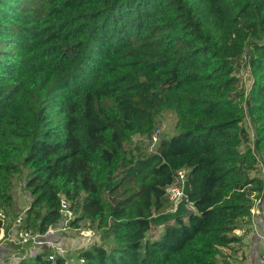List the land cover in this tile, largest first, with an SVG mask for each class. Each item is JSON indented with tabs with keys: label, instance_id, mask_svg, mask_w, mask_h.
Listing matches in <instances>:
<instances>
[{
	"label": "trees",
	"instance_id": "16d2710c",
	"mask_svg": "<svg viewBox=\"0 0 264 264\" xmlns=\"http://www.w3.org/2000/svg\"><path fill=\"white\" fill-rule=\"evenodd\" d=\"M163 112L175 134L133 143ZM24 168L25 229L62 225L65 197L77 209L67 225L87 222L109 246L72 260L16 247L0 264H219L264 205V0H0L1 214Z\"/></svg>",
	"mask_w": 264,
	"mask_h": 264
},
{
	"label": "rangeland",
	"instance_id": "374dc122",
	"mask_svg": "<svg viewBox=\"0 0 264 264\" xmlns=\"http://www.w3.org/2000/svg\"><path fill=\"white\" fill-rule=\"evenodd\" d=\"M236 74L239 79L240 87H243L247 91L251 84V77L248 72V67L244 62L238 64ZM174 122L175 115L172 112H163L159 116L156 127H159L161 130L160 137H169L175 134ZM243 125L246 129H250L248 120H245ZM133 143L139 144V146L144 150H151L154 148L153 144L150 143L149 138L146 136L134 135ZM258 168L255 171H251L249 176L253 177L254 175H259L260 170ZM27 172L28 169L24 168L21 173L12 178V193L14 196V202L11 209L8 210V213L4 214L3 226L0 233V256L9 254L11 247L14 251H17L15 250L16 244L13 238L16 235L19 236L20 233H22L21 231L25 229L24 216L26 215V210L33 198L29 189L25 186ZM254 202V211L252 216L257 215L261 219L262 223L261 221L258 223L255 221V218L253 219L251 217L243 220L239 228L234 230V232L241 237V241L231 243L230 245L222 248V253L218 257L219 264H264V205L260 207L258 206L261 199L255 200ZM71 211L73 218L74 215L77 214L76 207L73 208V210L71 209ZM65 224L66 223H64V225ZM79 225L80 226L78 228H72L69 226V223L67 226L60 224L58 227L49 230L46 236L52 240L53 246L45 244L43 245V248H47L48 254H61L72 259L73 255H76L80 249L90 248L95 244L106 247L109 246V242L104 237L102 230H96L93 225H90L87 222H82ZM257 225L260 226L258 227L259 229H257L258 232L255 236V242L254 244H251L250 240ZM161 229L162 228L159 227L157 230L153 231L151 233L152 236H160ZM29 232L31 234L36 233L30 230ZM30 244H32L30 241H28V243H21V245L19 244L20 247L22 246V248H24L20 251L23 255H26V252L29 254V250L33 248L30 247ZM17 255L19 256L17 253L10 254L12 257Z\"/></svg>",
	"mask_w": 264,
	"mask_h": 264
},
{
	"label": "built area",
	"instance_id": "2783aa9c",
	"mask_svg": "<svg viewBox=\"0 0 264 264\" xmlns=\"http://www.w3.org/2000/svg\"><path fill=\"white\" fill-rule=\"evenodd\" d=\"M160 128L156 127L151 134L149 135V141L151 144L156 145L157 142L160 139ZM152 146V147H153ZM187 172L188 170L186 168H180L176 170L174 174V178L172 182L166 187V195L168 197L169 202L171 203V210H175L176 206L183 200L185 197L184 193V184L185 180L187 179ZM70 202L65 198L61 197L60 199V204H59V210L60 213L62 214L63 218V226H67V222L72 218V211L69 208ZM254 207H252L250 210L253 213ZM0 216L2 219H4V214H1ZM64 223H66L64 225ZM20 235H16L13 239L15 241V244H21V243H28L30 241L32 244H30V247L33 248H38L40 249L43 247V245L48 244L50 246H53V242L51 239L47 238V233H35L31 234L29 231L26 229H23L21 231ZM48 259H53L54 255L49 254L47 255ZM72 260V259H71Z\"/></svg>",
	"mask_w": 264,
	"mask_h": 264
},
{
	"label": "crops",
	"instance_id": "0c3cea01",
	"mask_svg": "<svg viewBox=\"0 0 264 264\" xmlns=\"http://www.w3.org/2000/svg\"><path fill=\"white\" fill-rule=\"evenodd\" d=\"M251 218H255V221H258L257 219H259V218H257V217H255V216H252ZM260 226V225H259ZM258 225H257V227L255 228L256 230H254L253 231V236L251 237V240H250V242H251V244H254V242H255V236H256V234H257V229H259L258 227H259ZM256 231V232H255ZM1 244V243H0ZM21 245V244H20ZM16 247H19V248H21L20 250H23L24 248H22V246L20 247V246H17V245H15ZM11 250H12V247L10 248ZM261 259H262V257H261ZM260 259V260H261ZM4 261H8V259L6 258V259H4Z\"/></svg>",
	"mask_w": 264,
	"mask_h": 264
}]
</instances>
